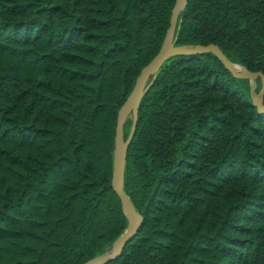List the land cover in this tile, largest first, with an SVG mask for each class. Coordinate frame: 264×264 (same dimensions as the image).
<instances>
[{"label": "trees", "instance_id": "16d2710c", "mask_svg": "<svg viewBox=\"0 0 264 264\" xmlns=\"http://www.w3.org/2000/svg\"><path fill=\"white\" fill-rule=\"evenodd\" d=\"M175 4L0 0V264H85L126 232L112 186L118 115ZM210 44L264 76V0H187L175 45ZM253 82L212 53L165 62L127 152L143 223L107 264H264Z\"/></svg>", "mask_w": 264, "mask_h": 264}, {"label": "water", "instance_id": "95a60500", "mask_svg": "<svg viewBox=\"0 0 264 264\" xmlns=\"http://www.w3.org/2000/svg\"><path fill=\"white\" fill-rule=\"evenodd\" d=\"M187 6V0H176L175 7L172 11L171 24L167 31L163 46L154 59L145 66L136 80L133 91L122 106L118 115V124L116 128L115 137V152H114V172L112 179V186L114 191L118 194L122 201L123 209L128 216L129 225L126 232L118 238L112 246V249L85 263V264H107L110 260L120 256L126 247L137 234L139 228L143 223L142 216L137 212L128 193L125 191L124 179L127 162V152L130 143L132 142L136 126L138 123V115L140 104L143 97L147 94L150 88L155 83L160 69L165 62L172 57L179 55H199L205 53H212L219 58L225 67L236 78L249 79L256 81L259 77L262 78L263 86L259 95L254 97V104L258 107L260 112L264 111V76L261 72H251L243 66L230 61L219 46L210 44L207 46L197 45L194 47L176 46L175 37L179 17ZM132 117L133 124L129 137L125 139V124L129 117Z\"/></svg>", "mask_w": 264, "mask_h": 264}, {"label": "rangeland", "instance_id": "374dc122", "mask_svg": "<svg viewBox=\"0 0 264 264\" xmlns=\"http://www.w3.org/2000/svg\"><path fill=\"white\" fill-rule=\"evenodd\" d=\"M252 84H253V88H255V81ZM131 120H132V117L130 116L127 121H131Z\"/></svg>", "mask_w": 264, "mask_h": 264}]
</instances>
